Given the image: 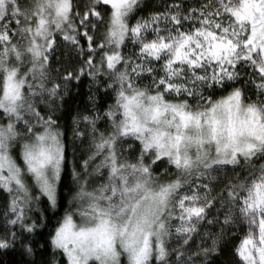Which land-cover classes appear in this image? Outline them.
<instances>
[{
	"label": "snow or ice",
	"instance_id": "1",
	"mask_svg": "<svg viewBox=\"0 0 264 264\" xmlns=\"http://www.w3.org/2000/svg\"><path fill=\"white\" fill-rule=\"evenodd\" d=\"M0 264H264V0H0Z\"/></svg>",
	"mask_w": 264,
	"mask_h": 264
}]
</instances>
